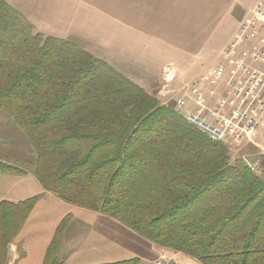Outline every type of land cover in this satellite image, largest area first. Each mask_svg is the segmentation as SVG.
Returning a JSON list of instances; mask_svg holds the SVG:
<instances>
[{
  "label": "trees",
  "instance_id": "1",
  "mask_svg": "<svg viewBox=\"0 0 264 264\" xmlns=\"http://www.w3.org/2000/svg\"><path fill=\"white\" fill-rule=\"evenodd\" d=\"M2 111L35 152L33 174L47 192L203 264H264V178L232 164L224 144L155 95L76 44L35 32L0 0ZM0 173L24 171L0 159ZM35 203H1L0 235L16 236Z\"/></svg>",
  "mask_w": 264,
  "mask_h": 264
},
{
  "label": "crops",
  "instance_id": "2",
  "mask_svg": "<svg viewBox=\"0 0 264 264\" xmlns=\"http://www.w3.org/2000/svg\"><path fill=\"white\" fill-rule=\"evenodd\" d=\"M260 2L264 0H66L48 17L39 13L40 6L38 14L28 10L24 18L35 32L79 45L150 94L165 67L175 66L177 78L166 105L185 117L195 108L190 98L187 112L176 106L185 97V86L221 62L240 22ZM80 42L94 43L90 48ZM210 89L206 84L203 93L213 107L226 84L215 89L216 96ZM8 164L24 173H0V204L36 203L16 236L0 235V264H203L156 245L116 219L47 192L33 174V161L27 167ZM55 238L56 262L47 263Z\"/></svg>",
  "mask_w": 264,
  "mask_h": 264
},
{
  "label": "built area",
  "instance_id": "3",
  "mask_svg": "<svg viewBox=\"0 0 264 264\" xmlns=\"http://www.w3.org/2000/svg\"><path fill=\"white\" fill-rule=\"evenodd\" d=\"M176 78L175 66H166L163 79L169 91ZM223 82L226 96H216L215 89ZM206 84L216 96L213 107L203 93ZM185 90L177 106L185 109L187 98L192 99L195 108L185 116L186 121L211 141L238 148L246 143L258 144L256 138H264V2L240 22L237 34L223 50L221 62L187 84Z\"/></svg>",
  "mask_w": 264,
  "mask_h": 264
},
{
  "label": "rangeland",
  "instance_id": "4",
  "mask_svg": "<svg viewBox=\"0 0 264 264\" xmlns=\"http://www.w3.org/2000/svg\"><path fill=\"white\" fill-rule=\"evenodd\" d=\"M2 1H4L6 4L10 5L14 9H16L23 16L24 14L28 13V10L36 11L38 14V10L41 6L42 8H40V10L42 11L39 13L46 15L48 17L49 14L53 13L52 9L56 4H60L61 2H65L66 0H2ZM57 1H59V3H57ZM94 2L98 3L100 2V0H94ZM252 10L246 16H248L252 12ZM36 12L33 13L36 15ZM80 43L83 46L87 45L88 47L92 48L94 42H87V43L85 42V45L83 42ZM154 88H155V84H153V89ZM151 93L155 95L161 101V103L163 104L169 103V97H168L169 84H167V82L164 81L163 76L161 77L160 85H158L157 89H155L154 91L152 90ZM225 96L226 95L224 94L223 97ZM181 111L187 112V109L185 108L182 109ZM12 122H13L12 118L5 111L0 112V156L3 155L2 157L8 158L7 163L14 162V164L18 166L27 167L30 164H32V161L35 158V152L27 143L26 136L23 133L22 135L16 129V127H14L13 125L14 122L13 123ZM256 141L258 142V144L254 145L252 143H246L238 148L228 146L224 143L223 144L229 150V156L232 164L243 162L244 164L249 165L258 176L264 178V155L262 154V148L264 147V138L262 140L256 138Z\"/></svg>",
  "mask_w": 264,
  "mask_h": 264
}]
</instances>
